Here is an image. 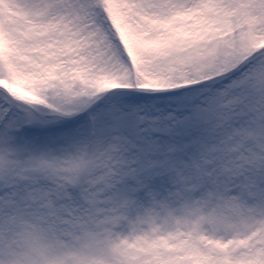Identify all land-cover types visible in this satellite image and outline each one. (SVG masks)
<instances>
[{
  "label": "snow or ice",
  "instance_id": "snow-or-ice-1",
  "mask_svg": "<svg viewBox=\"0 0 264 264\" xmlns=\"http://www.w3.org/2000/svg\"><path fill=\"white\" fill-rule=\"evenodd\" d=\"M0 264H264V0H0Z\"/></svg>",
  "mask_w": 264,
  "mask_h": 264
}]
</instances>
